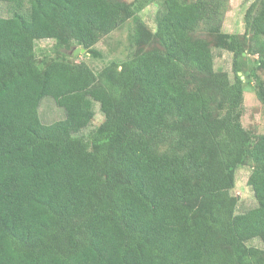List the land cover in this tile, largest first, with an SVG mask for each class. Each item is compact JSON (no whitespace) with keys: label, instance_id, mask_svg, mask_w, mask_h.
Returning a JSON list of instances; mask_svg holds the SVG:
<instances>
[{"label":"trees","instance_id":"obj_1","mask_svg":"<svg viewBox=\"0 0 264 264\" xmlns=\"http://www.w3.org/2000/svg\"><path fill=\"white\" fill-rule=\"evenodd\" d=\"M155 1L0 0V264H264V134L242 126L238 76L256 56L264 106V0L241 35L222 31L221 0H162L152 32L137 15ZM130 19L101 81L67 54L98 57ZM44 39L56 57L38 60ZM213 49L232 54V81ZM46 97L63 119L42 122ZM245 165L256 206L237 213Z\"/></svg>","mask_w":264,"mask_h":264},{"label":"rangeland","instance_id":"obj_2","mask_svg":"<svg viewBox=\"0 0 264 264\" xmlns=\"http://www.w3.org/2000/svg\"><path fill=\"white\" fill-rule=\"evenodd\" d=\"M130 3L133 0H122ZM162 0H156L152 4L143 9L137 16L152 32L155 31V14L160 8ZM189 2L194 0H188ZM260 0H221L219 4V11H221L220 21L221 29L224 33L228 34H243L245 32V13L254 4ZM11 14V9L5 2H0V16L7 17ZM134 21L132 19L125 21L114 31L100 38L95 45V50L99 53L98 57H90L85 52L73 55V51L77 48L67 51L71 55L75 63L87 64L97 75L98 80L101 81V73L106 65L110 62L120 63L126 59L129 46V35L132 32ZM197 31V30H196ZM198 34L204 33L198 29ZM55 42L50 39L39 40L36 43V55L38 60L50 59L56 57L53 50ZM214 66L216 72H225L229 75L230 80L233 79L231 72L232 54L222 50L213 49ZM246 66L243 71L238 73V76L244 83L243 89V108L241 123L242 126L251 132L253 135L264 134V106L257 99L254 90L253 80L250 78L249 69L253 67V61L256 56L245 55ZM259 75L264 79V71H259ZM249 77V80L247 78ZM95 117L91 125L82 131L83 135H90L92 130L103 119V115L99 110L98 104L94 105ZM39 115L43 123L49 124L56 120L64 118L63 109L57 107L51 98L46 97L42 100L39 107ZM251 167L249 165L242 166L236 171L235 185L232 194L237 198L236 212L243 213L256 206V199L248 185V177L250 175ZM248 246L262 247L259 239L250 240Z\"/></svg>","mask_w":264,"mask_h":264},{"label":"water","instance_id":"obj_3","mask_svg":"<svg viewBox=\"0 0 264 264\" xmlns=\"http://www.w3.org/2000/svg\"><path fill=\"white\" fill-rule=\"evenodd\" d=\"M83 52H85L84 49H81V48L77 47V48L73 51V55L75 56V55H77L78 53H83Z\"/></svg>","mask_w":264,"mask_h":264}]
</instances>
